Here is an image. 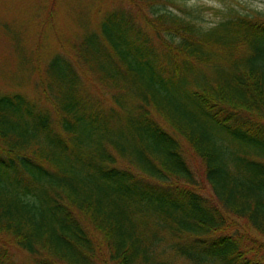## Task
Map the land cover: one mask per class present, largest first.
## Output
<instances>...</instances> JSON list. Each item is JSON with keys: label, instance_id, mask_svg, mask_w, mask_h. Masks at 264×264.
I'll return each instance as SVG.
<instances>
[{"label": "trees", "instance_id": "1", "mask_svg": "<svg viewBox=\"0 0 264 264\" xmlns=\"http://www.w3.org/2000/svg\"><path fill=\"white\" fill-rule=\"evenodd\" d=\"M120 4L48 63V105L0 94V236L36 264H264V14Z\"/></svg>", "mask_w": 264, "mask_h": 264}, {"label": "rangeland", "instance_id": "2", "mask_svg": "<svg viewBox=\"0 0 264 264\" xmlns=\"http://www.w3.org/2000/svg\"><path fill=\"white\" fill-rule=\"evenodd\" d=\"M139 0H0V94L22 93L48 105L41 88L48 63L58 55L75 60V46L99 27L104 14L119 5L135 9ZM199 11L204 27L218 23L230 7L239 14H264V0H186ZM148 11V9H146ZM178 12V11H177ZM78 62V61H75ZM46 82V79H45ZM188 161L204 182L203 162L183 143ZM206 190V189H205ZM242 230V227H241ZM16 264H36L35 257L5 236ZM174 264H191L174 254Z\"/></svg>", "mask_w": 264, "mask_h": 264}]
</instances>
